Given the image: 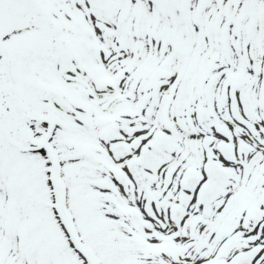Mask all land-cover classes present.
<instances>
[{
    "label": "snow or ice",
    "instance_id": "6c2138e0",
    "mask_svg": "<svg viewBox=\"0 0 264 264\" xmlns=\"http://www.w3.org/2000/svg\"><path fill=\"white\" fill-rule=\"evenodd\" d=\"M0 264H264V0H0Z\"/></svg>",
    "mask_w": 264,
    "mask_h": 264
}]
</instances>
